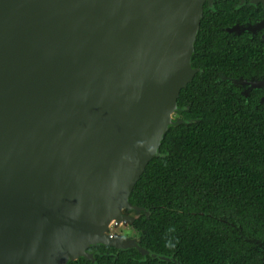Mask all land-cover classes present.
Listing matches in <instances>:
<instances>
[{
  "label": "water",
  "instance_id": "obj_1",
  "mask_svg": "<svg viewBox=\"0 0 264 264\" xmlns=\"http://www.w3.org/2000/svg\"><path fill=\"white\" fill-rule=\"evenodd\" d=\"M202 3L0 0V264L166 258L128 236L129 196L175 123Z\"/></svg>",
  "mask_w": 264,
  "mask_h": 264
},
{
  "label": "trees",
  "instance_id": "obj_2",
  "mask_svg": "<svg viewBox=\"0 0 264 264\" xmlns=\"http://www.w3.org/2000/svg\"><path fill=\"white\" fill-rule=\"evenodd\" d=\"M200 34L201 22L191 57L201 72L177 98L183 121L169 126L129 196L141 208L138 242L166 258L96 244L87 249L94 261L67 264H264V104L251 94L255 103L240 107L235 89L211 83L212 61L232 65Z\"/></svg>",
  "mask_w": 264,
  "mask_h": 264
},
{
  "label": "flooded vegetation",
  "instance_id": "obj_3",
  "mask_svg": "<svg viewBox=\"0 0 264 264\" xmlns=\"http://www.w3.org/2000/svg\"><path fill=\"white\" fill-rule=\"evenodd\" d=\"M200 22V42L205 46H221V56L232 65L222 69L214 66L215 61H212L206 77L211 83L221 82L223 86L235 89L242 97L237 98L240 107L255 103L251 94L259 96L258 103L264 104V0H203ZM238 52L249 55V60L243 64L239 60L235 62L233 55ZM198 71L193 65L190 80ZM173 117L183 121L177 112ZM140 212L141 208L134 218ZM132 222L130 230L137 233ZM131 231L128 236L139 241L138 235L132 236ZM92 257L91 261H94V253Z\"/></svg>",
  "mask_w": 264,
  "mask_h": 264
},
{
  "label": "rangeland",
  "instance_id": "obj_4",
  "mask_svg": "<svg viewBox=\"0 0 264 264\" xmlns=\"http://www.w3.org/2000/svg\"><path fill=\"white\" fill-rule=\"evenodd\" d=\"M127 227H128V229H129V231H127V233H128V232H130L131 230H130V226H127ZM127 227H126V229H127ZM116 230H117V229H116ZM119 232H120V233L123 232L122 229H119ZM124 232H125V231H124ZM121 234H123V233H121ZM128 234H129V233H128ZM131 234H132V236H136V232H132V231H131Z\"/></svg>",
  "mask_w": 264,
  "mask_h": 264
},
{
  "label": "clouds",
  "instance_id": "obj_5",
  "mask_svg": "<svg viewBox=\"0 0 264 264\" xmlns=\"http://www.w3.org/2000/svg\"><path fill=\"white\" fill-rule=\"evenodd\" d=\"M169 243H170V242H169ZM169 243H166V245H165V246H166V247H168V246H169Z\"/></svg>",
  "mask_w": 264,
  "mask_h": 264
}]
</instances>
